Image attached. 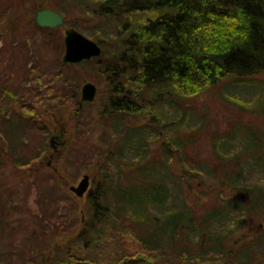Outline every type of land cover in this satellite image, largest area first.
I'll list each match as a JSON object with an SVG mask.
<instances>
[{"label": "trees", "instance_id": "1", "mask_svg": "<svg viewBox=\"0 0 264 264\" xmlns=\"http://www.w3.org/2000/svg\"><path fill=\"white\" fill-rule=\"evenodd\" d=\"M0 6L2 8L1 3ZM82 9L87 16L91 10L96 15L98 12L97 26L102 30L108 23L118 25V34H110L107 41L114 49L111 55L108 56L110 51L102 47L101 58L84 64L87 68L96 65L98 71L92 74V79L104 81L107 90L116 95L110 99L112 113L105 124L115 130L114 122L119 115L140 114L149 121L148 126L151 122L168 126L158 146L162 158L155 157L151 151L148 153L147 137L142 130L138 134L141 140L129 137L119 150L114 149L117 152L115 160L119 154L123 160L127 153H137L140 144L144 147L137 153L140 159L135 157L127 168L120 161L124 173L120 171L119 177H102L113 162L111 159L105 165H98V177L87 195L92 216L80 228L75 227L73 234L69 233L71 245H98L109 231L125 233L140 247V254L134 253L132 258L124 255L110 264H173L175 260H179V264H196L197 260L205 264L216 260L223 264H264V254L252 251L264 241V230L257 234L250 227L248 233L239 236V231L247 228L252 216L264 223V185H254L253 189L246 190V196L236 195V198H225L219 191L208 194L207 201L194 198L193 208L186 206L185 199L181 200L184 207L173 205L179 199L177 194L183 193L184 181L190 189L186 194L197 195L191 190L187 174L197 164L193 157L200 152H191V149L200 145L202 128L198 133L192 128L191 141L187 134L181 138L172 134L170 137L169 132L184 131L181 127L189 122H184L186 115L176 122L167 111L181 106L178 99L196 98L223 81L264 89V81L260 79L264 76V0H89ZM56 11L63 14L61 10ZM7 30L11 35L18 32L19 27L8 14L1 15L0 33ZM56 31L60 30L39 32L52 34ZM88 36L103 46L105 41L100 37ZM73 77L80 78L76 70ZM251 95L254 97L253 92ZM254 100L246 103L241 98L235 104L245 109L243 114H252L250 106ZM195 120L198 128V117ZM241 123L245 129L253 130L248 123ZM235 126L238 125L234 124L225 134L215 132L213 135L204 130L206 141L227 140ZM253 135L250 134V139ZM104 142H108L106 136ZM169 153L170 157L165 156ZM216 156L228 162L218 151ZM255 163L260 164L257 171L264 174V155L261 154ZM221 178L237 191L236 178ZM50 215L47 209L43 210V217L36 218L40 230H34V240L46 234L43 224L51 222ZM231 236L234 241L226 246ZM195 244L198 245L197 258L192 256ZM213 252L221 258L211 256ZM72 253L67 250L68 258L63 262L54 257L47 260V255L42 258L33 255L32 258L44 264H102L85 252ZM25 257L26 253H19L21 260Z\"/></svg>", "mask_w": 264, "mask_h": 264}, {"label": "rangeland", "instance_id": "2", "mask_svg": "<svg viewBox=\"0 0 264 264\" xmlns=\"http://www.w3.org/2000/svg\"><path fill=\"white\" fill-rule=\"evenodd\" d=\"M88 1L0 0V15L8 14L15 26L19 27V31L11 35L7 30L8 35L0 42V129L6 130V133L2 130L0 136V264H44L34 261L33 255L40 258L47 255V260L54 257L63 262L68 258L66 251L69 249L72 255L85 252L95 256V260L102 264H110V261L124 255L132 258V254L140 252V247L125 233L108 231L98 245L90 244L88 247L72 246L69 241V233L75 227L80 228L92 216L87 195L78 198L70 191L71 187H76L88 175L92 189L98 177V165H105L108 159L113 162L102 177L110 175L117 178L121 175L120 171L124 173L123 165L127 168L135 157L140 159L137 153L142 152L144 147L141 148L140 144L137 153H127L123 160L120 154L115 160L117 152L114 149L119 150L129 137L139 139L138 134L142 130L147 137L148 153L151 151L155 157L162 158L158 146L164 139V128L168 126L152 122L148 126L149 121L143 115L121 114L114 122L116 129L111 130L105 122L108 123L111 118L110 99L116 95L107 90L104 81L94 82L92 74L98 71L96 65L90 68L83 64L73 68L64 67L61 65L64 29L53 34L38 31L34 23V14L38 9L61 10L67 28L75 26L74 29L83 31L90 39L88 35H97L105 41L102 47L110 51V56L114 49H111L107 41L110 40V34H118V25L108 23L104 30L98 27V12L96 15L91 10L90 16H87L82 9V5ZM95 42L101 44L100 41ZM75 69L80 75L77 80L71 75ZM260 79L264 81V76ZM86 83H93L98 89L94 103L82 101L81 90ZM238 85L223 81L201 96L186 101L178 99L181 106L167 110L172 113L174 121L186 115L184 122H189L181 127L184 131L169 132L170 137L172 134L181 138L187 134L191 141L192 128L195 133L202 128L200 145L191 149V152H200L193 157L197 164L187 174L191 190L196 191L197 195L186 194L190 189L184 181L181 188L183 193L177 194L179 199L173 202L174 206L180 204L184 207L181 200L185 199L186 206L193 208L194 198L207 201L208 194H218V191L225 198L246 196V190L253 189L254 185H264V174L257 171L260 164L255 163L261 154L264 155V89ZM228 96L244 98L246 103L252 102L253 98L254 102L250 106L252 114H243L245 109L235 104L239 99ZM20 107L21 111L31 112L21 115ZM7 116L9 118L5 119ZM197 117L200 124L198 128L195 120ZM25 119L30 120V128H24ZM241 121L251 125L253 130L245 129ZM234 124L238 126L229 132L227 140L215 138L206 141L204 130L211 131L213 135L215 132L225 134ZM153 133L155 137H151ZM104 136L108 139L106 144ZM121 151L125 149L121 148ZM216 151L228 162L219 159ZM165 156L170 157L171 154ZM120 161L124 162L123 165ZM180 168L185 174L186 169L183 166ZM221 176H227L230 180L236 178L237 191L234 192V187L225 183ZM47 209L51 213L50 221L57 227H51V222L43 224L46 226V234L36 236L34 240V230H40L36 218L43 217V210ZM249 220L247 228L239 231V236L248 233L250 227L257 234L264 230L257 216ZM230 238L226 246L233 243L234 237ZM197 248L195 244V250L191 252L195 258ZM252 251L264 254V241L253 247ZM20 252L26 253L23 260L19 258ZM210 255L217 257L214 252ZM216 261L209 263H224ZM179 263V260L173 262ZM196 264L205 262L197 260Z\"/></svg>", "mask_w": 264, "mask_h": 264}, {"label": "water", "instance_id": "3", "mask_svg": "<svg viewBox=\"0 0 264 264\" xmlns=\"http://www.w3.org/2000/svg\"><path fill=\"white\" fill-rule=\"evenodd\" d=\"M35 24L41 29L66 28L65 19L58 12L51 9H40L35 15ZM64 45L63 63L65 65L78 66L83 62L102 56L101 47L75 29L65 30ZM96 95L97 87L94 84L87 83L82 88L83 101L93 103L96 100ZM89 187L90 177L85 175L76 187L71 188V191L81 198L88 192Z\"/></svg>", "mask_w": 264, "mask_h": 264}, {"label": "flooded vegetation", "instance_id": "4", "mask_svg": "<svg viewBox=\"0 0 264 264\" xmlns=\"http://www.w3.org/2000/svg\"><path fill=\"white\" fill-rule=\"evenodd\" d=\"M0 17H1V15H0ZM35 23V22H34ZM5 35H8V34H6V33H0V42H2L1 40H2V38L5 36ZM9 38H11V36L9 37ZM62 49H63V47H62ZM12 93V92H11ZM8 94L11 96V94L8 92ZM16 109H17V107H16ZM20 109V111H21V109H22V107H20L19 108ZM29 112H31V110H25V111H21V115H25V114H23V113H29ZM9 118V116H7V117H5V119H8ZM4 119V120H5ZM29 122H30V120H24V128H26V127H28V128H30L31 127V124H29ZM23 128V129H24ZM44 129V128H43ZM3 130V129H2ZM2 130L0 129V136H1V133H2ZM3 132H5L6 133V130H3ZM58 137L60 136L59 134L57 135ZM60 138V137H59ZM262 226H263V229H264V223L263 224H261ZM260 228V227H259Z\"/></svg>", "mask_w": 264, "mask_h": 264}, {"label": "bare ground", "instance_id": "5", "mask_svg": "<svg viewBox=\"0 0 264 264\" xmlns=\"http://www.w3.org/2000/svg\"><path fill=\"white\" fill-rule=\"evenodd\" d=\"M261 198H263V196H261Z\"/></svg>", "mask_w": 264, "mask_h": 264}]
</instances>
